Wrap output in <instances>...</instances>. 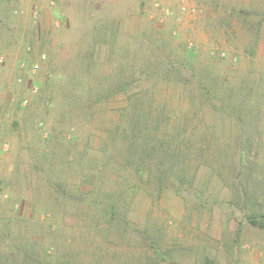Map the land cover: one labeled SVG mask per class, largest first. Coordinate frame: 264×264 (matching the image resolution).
<instances>
[{"label":"rangeland","instance_id":"374dc122","mask_svg":"<svg viewBox=\"0 0 264 264\" xmlns=\"http://www.w3.org/2000/svg\"><path fill=\"white\" fill-rule=\"evenodd\" d=\"M0 56V264H264V0H0Z\"/></svg>","mask_w":264,"mask_h":264},{"label":"trees","instance_id":"16d2710c","mask_svg":"<svg viewBox=\"0 0 264 264\" xmlns=\"http://www.w3.org/2000/svg\"><path fill=\"white\" fill-rule=\"evenodd\" d=\"M133 123L131 124V130L132 132H138L135 137H132L134 148L136 150H139L140 152H136V155L131 157L132 163L134 165H142V162L145 161L144 163L151 165L153 163L157 165H165L166 163H174L177 161L178 156L180 154L176 153L174 156H167V152L170 149V144L169 142H163V141H148V138L142 134V123L140 122V115L136 114L133 118ZM136 142H140L139 144H136ZM183 143V141H182ZM203 147L199 150L203 152L206 150V144L207 143H202ZM182 146L183 149H187L186 145L180 144V147ZM160 153V154H159ZM137 156V157H136ZM175 157V158H174ZM179 161V160H178ZM239 161L244 162L243 158H240ZM184 162V159L181 161V163ZM200 162V161H199ZM200 164V163H199ZM170 175V176H169ZM195 176V174H193ZM157 180L159 181V185L164 184V181L166 183L172 181V177L174 180L179 182L180 184L185 183L186 181L191 184L193 182V177L190 175L187 177V175L183 172H175L173 171L171 174L167 173H158L156 176ZM171 179V180H170ZM246 198L251 197L248 196L247 194L243 193ZM249 214L246 215V220L248 224L256 229L259 230H264V209L258 208L257 211H254L253 208H250Z\"/></svg>","mask_w":264,"mask_h":264},{"label":"built area","instance_id":"2783aa9c","mask_svg":"<svg viewBox=\"0 0 264 264\" xmlns=\"http://www.w3.org/2000/svg\"><path fill=\"white\" fill-rule=\"evenodd\" d=\"M1 61H2V57L0 56V62H1ZM36 70H37V67L34 66L33 69L31 70V72H32V73H35ZM5 199H7V196H6L5 194H0V201H1V200H5Z\"/></svg>","mask_w":264,"mask_h":264}]
</instances>
